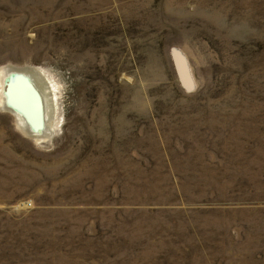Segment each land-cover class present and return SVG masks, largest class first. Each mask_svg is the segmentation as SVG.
<instances>
[{"label": "rangeland", "instance_id": "rangeland-1", "mask_svg": "<svg viewBox=\"0 0 264 264\" xmlns=\"http://www.w3.org/2000/svg\"><path fill=\"white\" fill-rule=\"evenodd\" d=\"M0 73V264H264V0H0Z\"/></svg>", "mask_w": 264, "mask_h": 264}, {"label": "bare ground", "instance_id": "bare-ground-1", "mask_svg": "<svg viewBox=\"0 0 264 264\" xmlns=\"http://www.w3.org/2000/svg\"><path fill=\"white\" fill-rule=\"evenodd\" d=\"M179 70H180V72L182 71L181 68ZM2 74L3 73H0L1 78H2ZM34 76H36L38 78L39 83L41 82L40 85L38 84L39 88H38V86L36 88L39 89V95L41 94V96H43V98L46 100V102L44 103L46 108L44 105L43 106H44V109L46 112H47V110H50L49 113H47V115L49 117V116H51V113H53L54 106L56 105V102H57L56 88H54L52 83L47 81V79L43 78V76L40 72H35ZM1 78H0V80L3 83L5 79L2 80ZM24 81L25 80L19 74L14 75L12 77V82L9 85L10 89L8 92H4V86L0 82L1 83L0 84V109L2 110L3 108H5V109L12 110V112L16 111L17 112L16 114L18 115V117H20L21 122L22 123L26 122V124H29V117L31 120H33L35 122V120L30 116L31 112L29 113V109H28L30 106V103H31L29 101L35 97V92L30 86L28 89L27 85L25 84ZM41 87H43V90L41 89ZM25 106L28 107L27 108L28 110L26 109ZM13 109H15V110H13ZM31 110H33V109H31ZM47 115H46V117H47ZM47 121L48 120H45L44 122H47ZM20 128L25 133L29 132V130H27L28 131L27 132L24 129V127L20 126ZM34 129H36V128H34ZM46 133L44 135H48Z\"/></svg>", "mask_w": 264, "mask_h": 264}]
</instances>
